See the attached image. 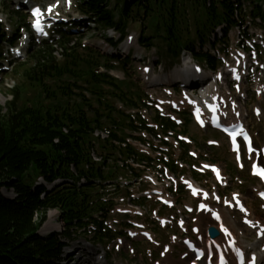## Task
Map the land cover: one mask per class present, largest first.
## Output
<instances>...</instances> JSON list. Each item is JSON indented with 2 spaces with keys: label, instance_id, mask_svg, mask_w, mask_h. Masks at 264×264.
<instances>
[{
  "label": "trees",
  "instance_id": "obj_1",
  "mask_svg": "<svg viewBox=\"0 0 264 264\" xmlns=\"http://www.w3.org/2000/svg\"><path fill=\"white\" fill-rule=\"evenodd\" d=\"M77 10L120 34V41L109 40L113 46L138 23L143 47L151 50L160 41L174 61L187 52L212 71L221 64L211 52L221 42L219 32L227 39L232 30L244 29L246 19L264 26V0H122L115 9L110 0H79ZM12 14L18 28L28 26L26 15ZM16 42L0 23V59L3 47ZM56 45L60 58L48 42L32 43L15 69L23 83L0 105V264H64L68 242L79 234L111 242L115 235L103 219L114 199L138 182L143 170L133 165H154L128 143L143 142L142 132L155 135L137 111L145 106V95L108 73L117 69L114 63L125 70L130 58L81 49L65 34ZM154 119L164 133L177 130L157 114ZM186 121L190 127L188 115ZM168 166L178 172L173 163ZM51 210L59 211L64 230L44 236L40 229ZM91 225L95 230L89 232Z\"/></svg>",
  "mask_w": 264,
  "mask_h": 264
},
{
  "label": "rangeland",
  "instance_id": "obj_2",
  "mask_svg": "<svg viewBox=\"0 0 264 264\" xmlns=\"http://www.w3.org/2000/svg\"><path fill=\"white\" fill-rule=\"evenodd\" d=\"M26 0H0V21L5 26L6 32L9 34V36H12L13 33L16 32L17 29V23L16 18H14L12 12L15 11L18 7H20L19 13L27 11L24 9V4ZM37 3V4H51L54 1L57 0H31V2ZM75 1V0H73ZM111 1V9H115L117 3H120L122 0H110ZM72 14L75 16V14L72 12ZM185 28V27H184ZM247 29H249L250 33H262L264 34V29H259V27L250 26V24H247ZM261 30V32L259 31ZM100 33H102L100 30L95 32H90L89 36L90 39H93L94 37H98L97 41L99 42V39L101 38ZM129 36L133 35L134 39L133 41L128 44L127 40L120 46V48L123 50L122 54L124 53L125 56L130 51L131 55H133V59L130 61V65L127 64L126 71L128 73L127 76H124L123 70L120 68L115 71L113 74L122 79L123 77H130L132 81L139 87H142L144 91H146L148 94H153L156 97L161 98H168L166 97L164 93V89L169 88L168 85L158 86L156 85L160 81L158 79H165L168 77H172L173 74L177 71H180L185 68V65L188 64L190 69L192 70V65L195 64L192 60V57L188 54L184 55L183 61L180 66L178 67H172L173 65V59L166 54V51L164 49L163 44L158 41L157 48H154L152 50H148L145 47H141L140 44V38H141V27L138 23H131L129 25ZM20 34L21 31H20ZM112 35V33H109ZM114 37L117 39L118 36L114 35ZM221 40L224 38L223 36L220 37ZM26 37L23 38L21 41L24 45H26L27 42H25ZM238 42V33L233 32L230 35V48L229 51L235 49V45ZM28 44V43H27ZM126 45L128 46V49L126 48ZM98 46H100L101 49L107 50L106 44L103 42L99 43ZM232 46V47H231ZM60 54V51L57 50ZM108 52H112L111 50H107ZM119 53V52H118ZM29 53L28 50H21V56L17 57V55H13L12 53L8 52L7 49L4 48V60L0 62V66L4 68L3 71L0 72V105L5 106L7 102H9L12 99L11 96V90L13 88H16L20 84L23 83V79L19 74H16L13 70V65L11 64V61L14 63H23L26 61ZM58 55V54H57ZM59 57V55H58ZM159 58H162L160 61ZM143 59V60H141ZM144 61V63L142 62ZM144 65H150L152 70L151 73L148 75L149 79L147 80L146 76L142 73L143 70H141L142 66ZM206 75L211 78V80L214 78V75L206 70ZM156 78V79H155ZM215 80V78H214ZM165 82V80H164ZM226 86L220 87V90L223 93H226L230 96H238L234 92H232L229 89L228 81ZM246 94L244 95V98L246 100H243L242 103V110L245 115L246 121L251 127V131L253 135L256 138V141L259 143V145H262L264 143V129L263 125L259 123L257 119H254L251 115V108L257 104H262V101L257 99L253 92H252V86H250V83H247L244 85ZM146 117V119H152L153 113L149 111L148 113H143ZM181 118H184V116H181ZM184 126L180 127V131H184ZM184 135H187V137L191 138L193 140V145H190L191 149L197 152V154L201 157L207 158L210 162L215 163L217 166H219L226 176L229 177L228 187L225 189H221V194L229 195L231 192H238L242 195V198L247 203L248 206L251 207V210L254 211L255 216L257 219L264 221V212L259 207V201L256 198L255 195V187L251 185L249 182V178L247 177V173L241 172L239 170H234L236 164L234 162L233 156L229 152L228 145L224 142L222 136L216 132H213L211 130H199L194 124L190 127H187L185 129ZM208 141H217L219 143V147L215 148H208L207 142ZM172 145H176L175 140L171 139ZM154 144L156 146L159 145V141L155 140ZM176 147V146H175ZM173 152H171L172 157L178 158L182 155L181 150L178 148H175ZM264 164V162H263ZM237 167V166H236ZM187 169V168H186ZM185 169V170H186ZM186 174L190 175V173L186 172ZM202 185H208L210 187L215 186L218 190L219 187L215 183H213V180L206 179L205 177L199 180ZM43 183V182H41ZM160 187L150 185L149 188L154 189H165L166 184H162L161 182L158 183ZM143 185V184H142ZM141 185V186H142ZM138 184L132 189L136 197H139L143 195V189H140ZM166 190V189H165ZM3 194L6 197L14 198V192L12 191H6L3 190ZM150 195L152 193L150 192ZM175 200L177 201V209L175 208L172 211H166V215H175L182 209V205H190L194 201L189 198L188 195L181 196V195H175ZM154 200H151V202L148 203L147 206L142 208V211L144 212V216L142 218L140 217H132L133 220L138 222H143L147 225L148 230L151 231L155 236V241L160 243V246L158 247L156 244H151L146 242L143 238H136L132 242L124 240L122 245H119L120 248L118 250H115L114 247L117 244V241L114 242L111 246H94L91 243H89V239L86 237L85 234H79L74 240L69 241V246L65 250L64 255V264H152L151 260H160V252L162 251V248L164 244H169L174 247L173 252L170 254L171 259L173 261H178L180 259V254L185 252V249L180 243H177L175 245L171 242V235L180 233L178 232L176 226L167 227V230H162L159 228L158 224L153 219V212L158 211L159 206L155 205V198ZM128 205V203H124L118 208H124ZM56 212L57 217L54 219V223L58 224L61 228L56 231L57 233H62L64 230L63 223L60 219V214L57 211L51 210L46 214V220L43 223L40 234L41 235H48L50 233L45 231V226L50 222V213ZM163 212H161V215ZM232 218H235L239 221V216L236 214L231 213ZM200 218V217H199ZM193 219H198L197 216H191V218L188 219L187 227H191L193 225ZM52 221V222H53ZM124 217H121L119 215H114L110 218L109 223L112 225H115V223H118L117 226L118 229H121L122 223H124ZM248 236H252V233ZM86 250V251H85ZM99 250L100 254H96L94 256L95 252ZM134 250V253L131 254L130 251ZM105 256L107 258L105 259ZM95 257H99V262L96 263L93 259ZM92 261V262H91ZM164 261V260H163Z\"/></svg>",
  "mask_w": 264,
  "mask_h": 264
},
{
  "label": "bare ground",
  "instance_id": "obj_3",
  "mask_svg": "<svg viewBox=\"0 0 264 264\" xmlns=\"http://www.w3.org/2000/svg\"><path fill=\"white\" fill-rule=\"evenodd\" d=\"M187 70L191 71L189 69V65L188 64H186L185 68L182 69L181 71L175 72L173 74L174 78L178 79L179 76H181L182 72L187 71ZM168 81H171V79H168ZM251 211H252V214L255 216L254 211L253 210H251ZM56 217H57L56 212H51L50 213V222L45 226V231L46 232H48V233L55 232V231H58L61 228L58 224L54 223V221H53L54 219H56ZM224 221H225V224L234 232V235L237 237L239 244L244 246V247H246L247 246L246 242H244L242 240V238L247 236L248 233L250 232V230H248L245 227H243L242 225L238 224V222L236 220L232 219L229 214H225L224 215ZM198 224H199V226L201 228V233L206 237V240H208V236H207L208 227L218 228V226H216V224L210 219V217L201 216ZM219 239L224 241V239L221 236L219 237ZM262 243H264V241H262ZM253 245L255 246V244H253ZM257 249H259V248H257ZM189 260H190V258L188 260H186V261H182V260L173 261L171 259L170 255H168L167 258H166V262H168L169 264H187ZM92 261L94 263V261L96 262L97 259H93Z\"/></svg>",
  "mask_w": 264,
  "mask_h": 264
},
{
  "label": "snow or ice",
  "instance_id": "obj_4",
  "mask_svg": "<svg viewBox=\"0 0 264 264\" xmlns=\"http://www.w3.org/2000/svg\"><path fill=\"white\" fill-rule=\"evenodd\" d=\"M49 10H51V9H49ZM35 14H39V10H38V9L35 10ZM259 171H260V173H261L262 175H264V169H259Z\"/></svg>",
  "mask_w": 264,
  "mask_h": 264
},
{
  "label": "water",
  "instance_id": "obj_5",
  "mask_svg": "<svg viewBox=\"0 0 264 264\" xmlns=\"http://www.w3.org/2000/svg\"><path fill=\"white\" fill-rule=\"evenodd\" d=\"M211 235H212V237H215V236H217V232L215 230H211Z\"/></svg>",
  "mask_w": 264,
  "mask_h": 264
}]
</instances>
